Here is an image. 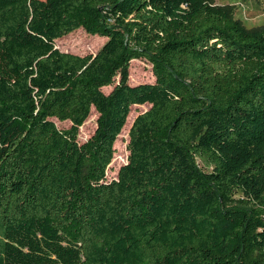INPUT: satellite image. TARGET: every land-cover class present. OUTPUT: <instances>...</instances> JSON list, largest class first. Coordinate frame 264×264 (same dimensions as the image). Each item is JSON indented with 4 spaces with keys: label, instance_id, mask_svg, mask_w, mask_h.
Instances as JSON below:
<instances>
[{
    "label": "trees",
    "instance_id": "16d2710c",
    "mask_svg": "<svg viewBox=\"0 0 264 264\" xmlns=\"http://www.w3.org/2000/svg\"><path fill=\"white\" fill-rule=\"evenodd\" d=\"M232 10L0 0V264H264V25ZM80 28L96 53L56 46ZM135 59L154 82H129Z\"/></svg>",
    "mask_w": 264,
    "mask_h": 264
},
{
    "label": "rangeland",
    "instance_id": "374dc122",
    "mask_svg": "<svg viewBox=\"0 0 264 264\" xmlns=\"http://www.w3.org/2000/svg\"><path fill=\"white\" fill-rule=\"evenodd\" d=\"M216 5L229 6L233 10V16L248 28H254L264 25V0H211ZM107 37L100 35H91L85 29L80 28L57 40L56 46L65 52L84 55L87 53H96L105 43ZM155 75L153 73L152 64L145 59H135L130 66L131 84H139L144 82H154ZM112 87H106L105 91L109 92ZM150 104L141 106L133 105L127 122L132 125L136 116L150 108ZM98 113L93 108L90 116L80 128L79 142H85L95 131L97 127ZM60 129H68L71 126L70 121H60L53 118ZM131 128V126H130ZM129 126L127 125L116 141V152L112 163L107 171V180L117 178L120 167L127 163L129 151L127 144L129 141ZM199 164L207 168L201 160Z\"/></svg>",
    "mask_w": 264,
    "mask_h": 264
}]
</instances>
